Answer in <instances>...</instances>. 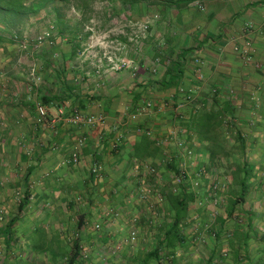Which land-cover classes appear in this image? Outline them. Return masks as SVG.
Listing matches in <instances>:
<instances>
[{"label":"crops","instance_id":"crops-1","mask_svg":"<svg viewBox=\"0 0 264 264\" xmlns=\"http://www.w3.org/2000/svg\"><path fill=\"white\" fill-rule=\"evenodd\" d=\"M172 17V32L170 34L165 30L161 40V49L172 55V61L165 64V59L160 62L157 57L154 60L157 64L150 60L151 65L148 66L144 62L142 67L145 66L146 70L155 64V72L152 74L145 71L139 84L135 85L136 81L127 70L119 72L107 86L100 74L95 75V71L91 73L90 79L96 83L89 86L86 81L90 79L85 78L88 74L82 72L81 68V73L66 70L67 82L70 83L71 79L76 81L75 94L78 97L57 107L50 106V110L55 109L51 114H55L62 106H66V114L71 108H77L84 115H104L103 124L87 128L62 123L52 138H30L31 147L19 149L18 153L15 146L5 155L4 149L9 150V145L14 142H3L5 147L0 153L14 159L10 165L11 170L18 171L21 177L31 171L28 176L29 206L38 208L41 205L47 209L44 220L37 224L33 220L34 225L43 223L45 228L52 229L71 226L73 222L69 224L65 216L66 211L71 210L70 207L74 209V205L83 207L82 214L98 210L97 223L102 227L108 226L109 216L105 215L107 209H122L125 214L134 205L132 196L136 177L130 171L133 168L135 171H143L138 168L140 163L153 166L158 163L157 169L166 164L172 146L168 140L164 141V146H157L156 142L167 138V131L174 127L172 105L183 101L186 95H192L194 102L186 106L188 118L183 126L192 128L187 140L194 151L202 155L201 158L208 157L207 142L194 131L193 121L203 113L220 112L223 121L221 125L224 128L235 127L230 137L225 132V152H229V144L235 138H239V141L242 139L243 146L236 147L229 152L230 155L215 157L213 165L226 172L230 168L226 169V166L234 160L247 161L246 168L251 171L247 197L237 203L236 209L240 214L252 215L253 229L260 236L258 229L264 226V0H195L186 7H173ZM195 59L200 64H195ZM167 65L168 69L174 66L175 72L171 76L177 78V82L163 88L162 85L170 76ZM80 77L84 78L81 83L78 79ZM50 80L57 83L53 77ZM47 87L43 89L45 94L56 92L52 85ZM180 88L185 92L184 97L178 91ZM88 94L95 98L89 100ZM148 98H152L156 106L164 104L163 110H156V113L138 122H127V113L141 100ZM227 103L230 104L228 110L225 109ZM229 118L233 125L226 122ZM138 126L153 131V139L145 137L150 144V154L144 159L132 155L133 144L140 138V135L134 133ZM80 136H84L86 142L78 151L79 164L73 165L70 155L75 149V139ZM23 156L27 157L25 162L20 161ZM221 161L227 165L219 164ZM202 162H199V166ZM95 163L101 165L98 176L91 172L94 171ZM5 165L9 166L2 164ZM77 172L81 177L78 176L77 185H73V177L70 176ZM37 175L44 182L43 187L36 191L34 188L38 179L34 177L33 180L31 177ZM22 178L18 177L19 190L14 195V206L20 197L19 193L23 191ZM55 208L60 209L62 218L51 217ZM90 220H87L86 215L85 227L78 230L79 234L90 232ZM225 224L228 229L231 227L230 220ZM66 233L63 232L64 235ZM251 254L255 255L256 251Z\"/></svg>","mask_w":264,"mask_h":264},{"label":"rangeland","instance_id":"rangeland-1","mask_svg":"<svg viewBox=\"0 0 264 264\" xmlns=\"http://www.w3.org/2000/svg\"><path fill=\"white\" fill-rule=\"evenodd\" d=\"M130 5L122 4L119 1L90 0L87 12L85 15H81L71 4L64 5L59 2L48 4L41 8L38 15L31 17L29 23L23 29L21 38L17 40L13 48L9 47L7 54L0 55V103L7 105L3 109L0 108V123L4 124L7 122L6 127L10 129L7 139L9 142H14L16 153H18L19 149L30 148L31 144L29 142L34 136H31V139L26 137L29 131L28 126L31 125L28 122L31 123L32 121L30 115L28 116L24 110L18 109L12 104H16L17 101L34 104L41 103L39 99L40 93L44 92L43 89H48L47 85L50 86L54 83L50 80V70L48 69L45 72V59H52L51 65L53 68L58 69L61 65L63 57L59 49L60 41L57 29L62 27L69 29L79 25V49L73 57L70 70L81 73V68L82 72L88 74L85 75L87 79H90L92 77L90 76L92 75L91 73L95 71V75L100 74L99 76H102L106 86L109 85L112 78L117 77V74L123 70L129 72V76L136 81L134 83L137 85L145 71L152 74L155 72L153 71L156 67L155 64L151 66V69L147 68L146 70L145 66L142 67L144 62L150 66V62L157 57L160 62L165 59V64H169L172 61V55L161 49V40L165 30L170 34L172 32L173 7L165 6L164 0H137V2H133ZM44 31L50 32L53 43L47 42L46 45L38 48L33 47V40L35 41ZM64 45L62 47L66 49ZM154 62L157 64L156 61ZM78 79L80 83L84 81L82 77ZM86 83L90 86L96 82L90 79ZM12 98L13 102L10 103ZM11 111L14 112L11 113ZM49 112L54 113L55 109ZM33 116L34 112L31 114L34 120L35 117ZM44 129H39L35 138L42 137L44 139L47 136L45 133L46 129ZM37 142L42 143L43 141L37 140ZM7 150L4 149L5 155L11 151L10 148ZM0 160L1 227L8 221L10 215L15 212L16 206H14L13 202L15 200L14 195L19 190L20 179L18 180V177L22 178L24 174L21 177L18 175V171L11 170L12 167L10 165L14 161L12 156L1 154ZM2 164H8L9 166H2ZM219 164L227 165L224 161ZM220 173L223 174L221 176L225 182L223 183L224 195L228 199L230 194L238 193L239 186L232 182L229 171H220ZM224 174H226L227 180H225ZM78 176V172L70 176L71 178L73 177V185H77L81 174ZM34 177L38 179L34 188L37 191L40 187H43L42 183L44 181H42L40 175L31 178L34 180ZM225 207L223 212H221L222 215L225 214ZM73 208L66 211L65 217L69 220V224L71 222L74 223L76 218H78V214L83 212V207L74 205ZM57 209L55 208L54 215H51V217L63 215L59 211L60 209ZM120 210L122 213L121 217L118 220H112L110 222L111 225L103 227V230L101 228L99 231H95L93 228L98 222V210L93 209V213L86 214L87 220L91 219L89 221L90 232H88L89 235L86 232V236H88L87 239H83L82 244L86 246L87 254H90L91 257L95 256L94 261L99 259L97 255L100 254L101 261L100 259L99 261L102 264L109 256H112V261L108 260L107 262L109 263L107 264H129V262L133 263V261L139 263L154 248L156 237L161 233L160 228H165L169 224L170 215L172 214L167 207L166 209L164 207L160 210L157 209L155 219H150L147 215V209L144 206L135 204H132L125 214L122 209ZM199 213L204 221V213L200 211ZM44 215L45 212H43L41 205L38 208L28 205L23 213L21 222L15 226L17 233L22 231L24 227L34 225L33 220L36 224L40 220H44ZM131 227L138 229V238L134 244L128 243L126 239ZM63 228L68 235L71 229L66 230L65 227ZM104 231L107 235L109 234L108 241L104 244L96 245L94 240H96V237H101ZM91 238H94V240ZM209 238L205 242L196 240L197 247L195 251L207 254L209 249L208 241L211 243ZM65 242L68 248L69 243H71L69 236L65 239ZM253 250L255 252V249Z\"/></svg>","mask_w":264,"mask_h":264},{"label":"trees","instance_id":"trees-1","mask_svg":"<svg viewBox=\"0 0 264 264\" xmlns=\"http://www.w3.org/2000/svg\"><path fill=\"white\" fill-rule=\"evenodd\" d=\"M100 1H119L122 4L129 5L133 2H137V0ZM193 1L195 0H164V4L168 7L179 8L186 7ZM54 2H59L64 5L71 4L81 15H85L90 0H0V55L7 54L9 49L13 48L17 40L21 38L23 29L29 23L31 17L38 15L41 8L48 4L51 5V3ZM65 28L67 27L57 29L60 41L59 49L63 57L61 65L58 69L53 68L51 65L52 59H45V72L49 69L51 71L49 76L53 77L57 82L56 84H52L56 90L54 94H45L43 92L39 95L40 104L47 107H57L61 103L66 104L68 100L74 101L73 99L78 97V95L75 94L77 91L75 88V79H71L69 83L65 77L67 69L73 73L70 69L73 57L79 49L78 38L80 37V27L78 25L74 28ZM49 40L53 43L51 36H49ZM46 43L47 42H43L41 46L46 45ZM35 45L36 42L33 40V47H35ZM63 45L66 49L62 47ZM166 69L170 76L168 77V81L162 85L163 88H168L177 82V78L171 76V73L175 72L174 66L168 69L167 65ZM88 95L87 98L89 100L95 98L93 95L91 97L90 94ZM11 100L10 103L13 102V98ZM81 104L82 103H80V105ZM12 105L18 107V109L24 110L32 119L31 123L28 122V124H31L28 126L29 131L26 135L28 139L31 136L35 138L38 135L39 129L44 128L46 129L44 130L47 136L52 138L57 127L60 126L57 125L55 131L50 132L46 128L47 119L42 122H37L35 112L36 104L34 103L17 101L16 104L13 103ZM229 105V103L225 105L226 110L230 108ZM6 106L7 105L0 103L1 109ZM13 112L14 111H11V113ZM33 112V117H35L34 120L31 117ZM221 115L220 112L203 113L197 120L193 121L194 131L198 134L200 139L207 142V159L212 161V163L215 162V157L219 155H230L229 152L235 150L236 147L240 148L243 146L241 143L242 139L239 141V138H235L233 142L229 144V152H225L223 147L226 142L225 132L226 134L228 133V137H230L235 127L224 128L221 125L223 124ZM2 124L0 123V151L4 149L5 144L3 142L9 137L10 131L9 127H6L7 122L4 123L5 126ZM190 130L192 131L191 127ZM145 137L144 135H140L138 141L133 144L132 155L137 159H144L150 154V144L146 141ZM9 147L12 149V147H15V144H10ZM1 154L2 152L0 155ZM26 159L27 157L23 156L20 161L25 162ZM246 162L247 161L238 159L226 166V169L230 167L228 170L229 173H231L232 182L239 186V191L238 193H232L233 195L230 194L225 207L227 221L230 220L231 224L229 229L226 227L229 233L225 232V228H223L225 226L224 223H227V221L224 222L222 219L218 218L219 227H217V232L213 234L214 239H210L211 243L208 241L209 249L207 250V254L195 251L197 247L195 242L198 232L190 230L191 223L188 214L189 208H191V204L189 203L194 200L193 194H190L186 187H181L182 185L179 187L180 192L178 194H173L171 191L172 186L168 179L165 178L163 182L159 181L157 183L160 187L159 193L166 198L165 203L159 205L158 209L160 210L164 207L166 209L167 207L168 210L172 212L170 221L168 222L169 224L166 225L165 228H160L161 233L156 237L154 248L148 252L139 263L133 261V263L129 262V264H264V248H262V246H264V244H262L264 243V235L259 233L260 236H257L258 232L253 229L254 225L251 220L252 215L242 214V212L240 214L239 210L236 209L237 203L239 201L243 202L246 199L249 188L248 181L251 171H248L246 168ZM176 166L177 162L171 159L169 162H166L164 172H177L174 171ZM30 172L31 171H28V174L22 178L23 184L21 190L23 191L19 193L20 197L16 203L15 212L11 214L8 221L0 227V264H102L100 263L101 255H97L100 261L99 259L94 261L93 259L95 256L93 255V257H91L90 254H87L86 246L82 244L89 234L87 236L85 235L86 233H84V235L78 234V230L80 231L85 227L84 219L87 213H79L73 225L66 227V230L71 229V231L74 232L69 231L68 235L67 233L66 235L63 234V227H60V229L45 228V224L43 223L38 226L33 225L24 227L22 231H18L19 233H17L15 226L21 222L23 213L29 205L28 176ZM148 183H152L151 178L148 179ZM135 186H137V183H135ZM41 208L43 212L47 213V209L44 206ZM70 209H72V207H70ZM101 228L103 230V227ZM57 229H59V232ZM62 235H64V237H62ZM68 236L70 237L71 243H69V247L67 248L65 239L68 238ZM108 238L107 233L103 232L101 237H96V240H94V238L91 239L94 240L96 245H101L106 243ZM253 249L256 251L255 256L251 254L254 251ZM111 258L112 256H109L103 264L109 263L107 262L108 260L112 261Z\"/></svg>","mask_w":264,"mask_h":264},{"label":"built area","instance_id":"built-area-1","mask_svg":"<svg viewBox=\"0 0 264 264\" xmlns=\"http://www.w3.org/2000/svg\"><path fill=\"white\" fill-rule=\"evenodd\" d=\"M196 5H199L196 3ZM49 31H44L35 40V48L41 46L43 42H51L49 40ZM49 40V41H48ZM157 62V61H156ZM195 64H200L198 59L194 60ZM155 71V70H153ZM181 95H185L183 89H178ZM194 102L192 95H186L185 98L176 104L172 105L171 108L173 112L174 127L167 131V138L164 140L160 139L156 142L157 146L166 145L165 140L171 144L172 153L167 156L166 161L169 162L171 159L177 162V166L173 173H165L162 166L161 169H157L156 166L147 163H140L138 168L143 169V171H130L134 177H136L137 186L133 191V203L135 205L144 206L147 209V215L150 219H155L157 216V209L159 205L165 203V196L159 193L158 182L165 180L167 177L169 183L172 186L171 191L173 194H178L180 192V186L185 188L193 194V201L189 204V214L190 217V230L197 231L196 240L205 242L208 237L209 239H214V235L217 232L218 218L222 219L224 222L227 221V216L222 215L224 207L226 205L227 199L224 195V185L223 178L220 173L223 169H217L213 163H209L207 156L201 158L202 155L195 152L191 144L187 140L188 133L190 129L183 126L187 122L188 115L185 113L186 106ZM65 107H59L55 114H51L49 107L37 103L35 105L36 121L42 122L45 119L48 120L46 128L50 132H54L57 125L65 123L70 126H82L87 128H94L104 123L105 117L102 114L98 115H84L77 108H71L69 113H65ZM164 104H159L156 106L155 101L152 98L144 99L139 102L129 113L126 115L127 122L135 123L141 118L151 116L155 111H162ZM230 118L226 120L229 122ZM233 125V123H230ZM134 133L137 135H144L147 138L153 139V131L151 129H146L142 127H136ZM86 139L84 136L77 137L75 139V149L70 155V161L73 165L79 164V149L85 145ZM168 143V145H169ZM202 162L199 166V162ZM101 165L95 163L93 166L96 176L99 174V169ZM137 170V169H136ZM225 180L226 174H224ZM169 177V178H168ZM151 178L152 183H148V179ZM79 201V199H77ZM200 212L204 213V221ZM225 213V211H224ZM121 211L119 209H107L105 215L109 216L107 218L108 225H111V221L114 219H119L121 217ZM236 216V214H235ZM135 220V219H132ZM203 221V223H202ZM225 232L229 233L224 223ZM95 231L101 230V224L96 223L93 227ZM199 229V230H198ZM260 233L264 235V226L258 229ZM109 237V234H108ZM112 238V237H111ZM138 238V229L131 227L127 233L126 239L128 243H135Z\"/></svg>","mask_w":264,"mask_h":264}]
</instances>
